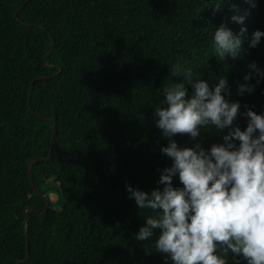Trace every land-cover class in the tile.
<instances>
[{"label": "trees", "instance_id": "obj_1", "mask_svg": "<svg viewBox=\"0 0 264 264\" xmlns=\"http://www.w3.org/2000/svg\"><path fill=\"white\" fill-rule=\"evenodd\" d=\"M233 14L245 15L243 33ZM222 22L241 35L235 58L215 53L212 34ZM35 23L45 27L26 25ZM257 28L264 30V0H0V264H172L155 251V236L134 238L153 213L138 209L125 186L162 187L160 170L171 159L160 151L168 138L154 108L173 80L200 77L211 88L226 76L241 129L247 108L264 112V79L253 75V90L237 95L250 62L264 70V37L249 46ZM54 124L51 158L31 166L34 189L28 164L49 155ZM227 130L172 139L208 148ZM172 183L180 185L178 176ZM38 191L56 194L43 216ZM28 206L38 211H27L26 260ZM225 259L246 264L230 253Z\"/></svg>", "mask_w": 264, "mask_h": 264}, {"label": "clouds", "instance_id": "obj_2", "mask_svg": "<svg viewBox=\"0 0 264 264\" xmlns=\"http://www.w3.org/2000/svg\"><path fill=\"white\" fill-rule=\"evenodd\" d=\"M230 19L242 25L240 33L246 31L245 15L233 14ZM262 37L264 30H253L249 46L255 47ZM212 40L220 59L240 54L241 35L225 23L215 27ZM248 68L251 71L237 84V95L253 90L248 83L253 75L257 83L264 79V70L255 61ZM180 71L178 65L171 67L177 76ZM161 92L162 104L154 108L155 125L168 138L160 151L171 164L160 170L157 184L162 187L146 191L126 184L137 208L153 213L143 216L134 238L145 242L155 236V251L172 264H227L229 253L246 264H264V112L247 108L246 126L234 125L241 105L227 98L230 91L223 75L211 88L200 77L185 76ZM213 128L216 133L228 130L222 143L208 148L199 140L180 146L172 139L176 134L195 139ZM176 176L180 185L174 186Z\"/></svg>", "mask_w": 264, "mask_h": 264}, {"label": "water", "instance_id": "obj_3", "mask_svg": "<svg viewBox=\"0 0 264 264\" xmlns=\"http://www.w3.org/2000/svg\"><path fill=\"white\" fill-rule=\"evenodd\" d=\"M18 12L19 10L15 13V18H17V15H18ZM26 25H41V24H26ZM42 27H45L44 25H41ZM54 39L52 37V47L50 49V51L46 54L45 58H44V62H46L47 58L51 55V53L53 52V49H54ZM51 67H53L52 65H50ZM56 68L59 69V71L61 70V67L60 66H55ZM51 76H42V77H39L37 78L38 80L39 79H47V78H50ZM36 79V80H37ZM33 88H34V83H32L31 87H30V90H29V104H30V98H31V94L33 92ZM30 109L32 110V107L30 106ZM41 119L43 120H47V121H55V118H49V117H44V116H39ZM56 124L53 125V128H52V134H51V140H50V143H51V148H50V152H49V155L47 157H36L34 158L33 160H31L28 164V168H29V171H30V180H31V185L34 189H36L35 187V184H34V181H33V176H32V173H31V166L37 162V161H41V160H49L52 156V152H53V147H54V138H55V134H56ZM39 194H41V196H43V198L45 199L46 201V206L44 208V210L42 212H40V216H43L49 209V204H50V200L52 199L51 196L50 197H47L45 194L41 193L40 191H38ZM28 210H34V211H38V209L34 206H28L24 209V214L26 215V220H25V236H26V242H27V254H26V260L29 259V256H30V252H29V236H28V230H29V226H28V223L30 221V218H31V215L28 214ZM23 262L22 259H18L17 260V263L16 264H21Z\"/></svg>", "mask_w": 264, "mask_h": 264}, {"label": "rangeland", "instance_id": "obj_4", "mask_svg": "<svg viewBox=\"0 0 264 264\" xmlns=\"http://www.w3.org/2000/svg\"><path fill=\"white\" fill-rule=\"evenodd\" d=\"M51 198L54 200V199H56V194L55 193H52L51 195Z\"/></svg>", "mask_w": 264, "mask_h": 264}]
</instances>
